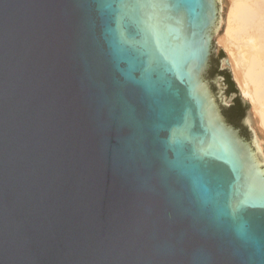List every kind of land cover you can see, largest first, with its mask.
<instances>
[{
    "label": "water",
    "instance_id": "obj_1",
    "mask_svg": "<svg viewBox=\"0 0 264 264\" xmlns=\"http://www.w3.org/2000/svg\"><path fill=\"white\" fill-rule=\"evenodd\" d=\"M220 9L0 0V264H264V162Z\"/></svg>",
    "mask_w": 264,
    "mask_h": 264
},
{
    "label": "bare ground",
    "instance_id": "obj_2",
    "mask_svg": "<svg viewBox=\"0 0 264 264\" xmlns=\"http://www.w3.org/2000/svg\"><path fill=\"white\" fill-rule=\"evenodd\" d=\"M215 33L241 96L251 106L249 125L264 162V0H220Z\"/></svg>",
    "mask_w": 264,
    "mask_h": 264
},
{
    "label": "flooded vegetation",
    "instance_id": "obj_3",
    "mask_svg": "<svg viewBox=\"0 0 264 264\" xmlns=\"http://www.w3.org/2000/svg\"><path fill=\"white\" fill-rule=\"evenodd\" d=\"M212 69H216L217 78H220L223 81L224 86H225V90H226V94L231 97L228 104L221 103V101L219 99L220 98L219 93L217 94L216 92L214 93V91H213L214 86H215L214 82L209 80L210 85H211V89H212L213 93L215 94L217 101L220 105L221 112H222L225 120L229 124L233 125L235 128H239L241 135L244 136V132L242 129L243 128L242 123L240 122V124H238V123H236V121L232 120V118H235L238 121H242V118H243L244 113H245L244 112L245 106L242 103L241 98L239 96H237L234 92H232V87H231L232 82H231L229 76L227 75V73L223 69L218 68V66L213 65L212 59H211L207 74ZM229 113L232 114L231 117L229 116Z\"/></svg>",
    "mask_w": 264,
    "mask_h": 264
},
{
    "label": "rangeland",
    "instance_id": "obj_4",
    "mask_svg": "<svg viewBox=\"0 0 264 264\" xmlns=\"http://www.w3.org/2000/svg\"><path fill=\"white\" fill-rule=\"evenodd\" d=\"M220 6H221V4H220ZM214 43L217 45V47H219L222 51H223V53L225 54V56H226V58H227V54H226V52L224 51V49L221 47V45H219V43H218V37L216 36V35H214ZM230 72H231V70H230ZM231 77H232V80H233V82H234V84L236 85V87H237V84L235 83V81H234V78H233V74H232V72H231ZM237 89H238V87H237ZM238 91H239V89H238ZM239 93H240V91H239ZM240 95H241V93H240ZM242 97V96H241ZM243 98V97H242ZM244 99V98H243ZM247 103H248V101L246 100V99H244ZM249 104V103H248ZM250 116H251V106H250V104H249V109H248V111L246 112V117H247V120H248V123H249V120H250ZM250 126V125H249ZM251 128V127H250Z\"/></svg>",
    "mask_w": 264,
    "mask_h": 264
}]
</instances>
